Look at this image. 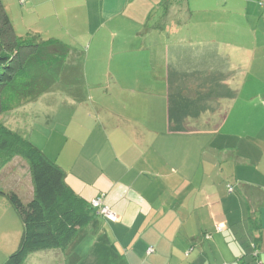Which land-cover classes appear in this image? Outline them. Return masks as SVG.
Segmentation results:
<instances>
[{"label": "crops", "instance_id": "crops-1", "mask_svg": "<svg viewBox=\"0 0 264 264\" xmlns=\"http://www.w3.org/2000/svg\"><path fill=\"white\" fill-rule=\"evenodd\" d=\"M240 1L201 11L192 0H28L48 33L56 20L80 29L72 38L82 51L73 60L86 63L85 76L102 79L90 86L106 93L92 98L91 140L70 168L60 167L76 194L89 202L104 195L119 221L96 216L66 251L36 252L24 264H253L256 242L264 264V0ZM202 12L210 18L198 26L195 13ZM243 18L253 19L245 25ZM135 73L155 84L123 88L117 77ZM140 92L162 98L153 120L159 127L148 128L142 112L119 114L142 105ZM96 133L102 142L89 155L84 148ZM18 158L1 182L29 201L32 179L27 193L18 187ZM19 221L0 195V264L18 249Z\"/></svg>", "mask_w": 264, "mask_h": 264}, {"label": "trees", "instance_id": "trees-1", "mask_svg": "<svg viewBox=\"0 0 264 264\" xmlns=\"http://www.w3.org/2000/svg\"><path fill=\"white\" fill-rule=\"evenodd\" d=\"M74 52L70 46L57 40L45 41L39 34L19 38L0 0V115L57 91L66 92L77 103L85 102V67L82 60H73ZM18 157L28 163L34 196L26 201L16 191L1 188L0 178V195L7 197L22 224L18 249L6 264H24L30 254L40 251H66L78 232L96 216L107 220L92 206V201L70 188L59 165L28 138L0 121V176ZM233 189L230 186L229 191ZM100 196L105 202V196ZM250 225L253 233L260 231V220L255 214L250 217ZM217 230L222 229L218 226ZM255 249L252 263L263 264L258 242ZM153 252V248L148 250V254ZM239 262L247 264L244 260Z\"/></svg>", "mask_w": 264, "mask_h": 264}, {"label": "rangeland", "instance_id": "rangeland-1", "mask_svg": "<svg viewBox=\"0 0 264 264\" xmlns=\"http://www.w3.org/2000/svg\"><path fill=\"white\" fill-rule=\"evenodd\" d=\"M2 1L6 7L7 13L11 18L15 32L19 38H27L29 35L39 34L41 38L45 41L57 40L62 42L63 44L70 46L75 50V55H78L76 54V51L79 53L82 51L79 47L80 42H77V40L72 38V36H77V34L80 32L79 28L73 29L68 26L67 23V26L63 24L62 28L60 21L56 20L57 27L55 28V25L52 24V27L50 28V31L48 33L47 30L49 28L44 25L46 22L45 17H40V15L38 14H32L28 9L30 7L28 0ZM225 1L226 0H222V2L217 0H192L191 5L195 8V10L202 11L205 4L211 3L212 6H215L224 3ZM229 2L232 3L233 0H229ZM248 2L254 5L256 4L257 0H242V2L240 1V3H243L244 5H246ZM209 18L210 17L208 16V14H205V12L195 13V20L198 26L204 24L205 20H208ZM243 19L244 21H246L245 18ZM47 20H49V18ZM248 20L244 22L245 25L248 24ZM54 21L52 20V22ZM87 47L88 46H86L85 48ZM84 64L86 65V63ZM117 78L121 82V84H123V88L131 87L137 90L140 89L142 85H144L146 82L148 84H155L156 79L153 76H143L136 73L132 75H120ZM98 81L102 82L101 77H96L90 73L89 75H86V100L83 103L75 102L64 91H57L54 93L46 94L36 102L24 105L11 113L4 115L1 114L0 121L3 122L7 120L6 124L7 126H9V128L14 131L21 132V134L25 138L31 140V142L42 152H45L46 150V154L50 156V158H52V161L55 162L57 165L60 166L62 164L61 166L63 169L70 168V166L73 164L74 160L77 157V153L80 150L81 145H86V142H88V140H91L90 136H92L93 130L96 128L97 108L94 105L92 98H95L98 94H106L105 92L99 93L98 91L91 89L90 86H93L96 83L98 84ZM118 94L121 98H124L122 97L121 93ZM139 94L141 97L139 101L141 103L142 100V105L137 104L138 107L134 108L133 103L131 105L127 104V108L120 109L119 114L122 116L129 117L133 115L132 111L142 112L140 115H143L145 119L149 121L147 125L148 128H153L155 126L159 127L160 121L158 120L159 122L156 121V123H154L153 120L156 119V117H159L160 115L159 103L160 101H162V98L159 96H155L156 98L146 97L145 94L147 93L140 92L137 95ZM155 95H158V93L156 92ZM127 96H131V94L126 93L125 97ZM96 100L98 99L95 98V101ZM144 102L148 103L144 104ZM111 104L115 105L116 102H111ZM116 106L120 105L116 104ZM77 107H81V110L77 109ZM85 113L91 116L92 121L84 119L85 115L83 114ZM80 126H82L81 128L83 129L79 130L81 132H78V134L76 135V133H74L73 131H75L76 128ZM99 130L100 129H98V131ZM94 136L96 137V139L93 138L95 143H91L89 147L84 148V152L89 153V155L98 150L92 147H96L98 143L102 142L101 138L98 136L97 133L94 134ZM97 137L99 138V140ZM17 160H19L20 162L15 163L14 170L20 172L22 176V183H20L18 187L24 188V191L27 193V185L28 183H30L31 178L29 166L25 159L18 158ZM21 161L27 164L26 169L24 168V166H22L23 164ZM5 186V183L1 184V188L5 189ZM19 190L20 189H18V191ZM21 235L22 230L19 235V239L21 238ZM96 238L97 237L95 236L93 237V239ZM93 242L94 240L92 241L90 239L91 245L93 244ZM83 247L84 250H81V253L83 252V254H85V252H87L89 248H86L85 245ZM30 261L31 260H29L25 264H31ZM40 261L41 259H34L32 260V264H39ZM113 264L119 263L113 262Z\"/></svg>", "mask_w": 264, "mask_h": 264}, {"label": "built area", "instance_id": "built-area-1", "mask_svg": "<svg viewBox=\"0 0 264 264\" xmlns=\"http://www.w3.org/2000/svg\"><path fill=\"white\" fill-rule=\"evenodd\" d=\"M92 206L99 210V213L111 222H118L119 217L113 209L107 206L102 196L92 200Z\"/></svg>", "mask_w": 264, "mask_h": 264}]
</instances>
